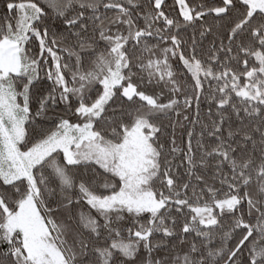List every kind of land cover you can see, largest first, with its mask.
<instances>
[{
	"label": "snow or ice",
	"instance_id": "1",
	"mask_svg": "<svg viewBox=\"0 0 264 264\" xmlns=\"http://www.w3.org/2000/svg\"><path fill=\"white\" fill-rule=\"evenodd\" d=\"M0 264H264V0H4Z\"/></svg>",
	"mask_w": 264,
	"mask_h": 264
},
{
	"label": "trees",
	"instance_id": "2",
	"mask_svg": "<svg viewBox=\"0 0 264 264\" xmlns=\"http://www.w3.org/2000/svg\"><path fill=\"white\" fill-rule=\"evenodd\" d=\"M174 0H167V5H172ZM6 9L4 8V0H0V16L5 13Z\"/></svg>",
	"mask_w": 264,
	"mask_h": 264
}]
</instances>
